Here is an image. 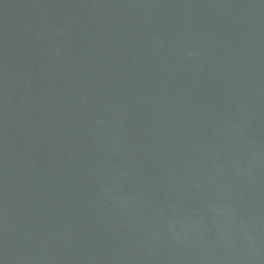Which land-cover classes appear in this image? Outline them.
I'll list each match as a JSON object with an SVG mask.
<instances>
[{"label":"water","instance_id":"95a60500","mask_svg":"<svg viewBox=\"0 0 264 264\" xmlns=\"http://www.w3.org/2000/svg\"><path fill=\"white\" fill-rule=\"evenodd\" d=\"M0 264H264V0H0Z\"/></svg>","mask_w":264,"mask_h":264}]
</instances>
